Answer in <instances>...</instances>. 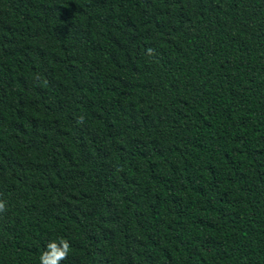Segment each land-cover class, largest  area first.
I'll use <instances>...</instances> for the list:
<instances>
[{
    "label": "trees",
    "instance_id": "trees-1",
    "mask_svg": "<svg viewBox=\"0 0 264 264\" xmlns=\"http://www.w3.org/2000/svg\"><path fill=\"white\" fill-rule=\"evenodd\" d=\"M0 264H264V0H0Z\"/></svg>",
    "mask_w": 264,
    "mask_h": 264
},
{
    "label": "clouds",
    "instance_id": "clouds-1",
    "mask_svg": "<svg viewBox=\"0 0 264 264\" xmlns=\"http://www.w3.org/2000/svg\"><path fill=\"white\" fill-rule=\"evenodd\" d=\"M4 210L5 205L0 202V212ZM69 251L70 245L66 239L50 242L47 245V250L40 257L41 264H61L62 261L68 258Z\"/></svg>",
    "mask_w": 264,
    "mask_h": 264
}]
</instances>
